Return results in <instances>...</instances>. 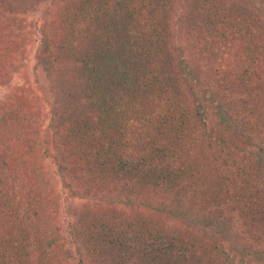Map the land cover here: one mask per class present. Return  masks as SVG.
<instances>
[{"label":"trees","instance_id":"obj_1","mask_svg":"<svg viewBox=\"0 0 264 264\" xmlns=\"http://www.w3.org/2000/svg\"><path fill=\"white\" fill-rule=\"evenodd\" d=\"M239 1L66 0L57 11L49 40L57 49L46 53L67 73L53 80L58 95L67 89L61 124H70L64 136L75 163L58 169L63 177L72 166L74 195L90 177L114 192L104 205L102 194H90L96 208L69 206L86 245L100 252L93 263L264 264V0ZM10 36L0 31L2 74L18 47ZM1 153L2 183L13 180L18 156ZM49 182L36 169L27 189L0 187V264H29L39 230L26 226L25 204L43 206ZM159 212L181 223L159 224ZM206 222L210 232H195ZM71 224L67 233L82 229ZM50 229L38 237L42 254L53 250L47 262L67 264L74 240L62 241L60 223Z\"/></svg>","mask_w":264,"mask_h":264},{"label":"rangeland","instance_id":"obj_2","mask_svg":"<svg viewBox=\"0 0 264 264\" xmlns=\"http://www.w3.org/2000/svg\"><path fill=\"white\" fill-rule=\"evenodd\" d=\"M63 3V6H61ZM68 5L66 0H7L5 6L0 4V31L5 34L11 33L9 38L15 39L18 47L12 50L11 64L7 66L4 74L0 73V138L7 139L8 143L0 141V165L2 159V150L8 152L9 155H17L18 159L12 163L10 177L7 180L0 182V187L5 188L4 182H14V184H20V188L27 189L29 180L35 175V170L44 173L49 178V186L43 191L44 205L38 206L33 203L29 205V208L25 209V213L30 214V217H24V222L28 226L29 222L37 225L39 231L36 239L32 237L30 243H28V251L30 255L26 262L29 264H35L38 260L43 261L44 264H51L47 260L54 253L53 250H47V254H42L41 243L39 242V235L44 238L50 234L51 227L59 226L62 224L61 239L65 241L67 239L74 240V244L71 245V259L67 264H97L93 263L96 258H100L99 251H96L94 244L86 245L82 237L84 225L80 223L77 212L72 211L71 207L81 209L84 208H96L95 200L90 194H102L104 199L101 205H104L106 200H109L114 192H108V190L102 186L91 184L92 178H89V182L84 185L74 184L73 188L77 189L76 195L71 193V187L67 185V181H70L74 177V173L70 171L69 167L64 166L63 170L67 172V175L60 174L58 169V163L69 161L71 165H75L71 161L70 151L67 149L66 144H69L65 134L66 127L70 124H61L64 122L63 113L67 108V89L58 95V91L55 87V76L66 75L67 73L61 69L53 57H50L46 53L47 48H51L54 51L57 49L52 40V33L55 28V21H59L61 17L57 15V11ZM248 6V2L243 0L239 1V4ZM55 10V11H54ZM12 18V19H10ZM53 31V32H52ZM46 39V40H44ZM45 41V42H44ZM182 42L184 40L181 39ZM53 61L50 71L45 70V67L50 65ZM0 64L2 62L0 61ZM50 72V74H49ZM55 75V76H54ZM69 90L72 88L70 84L67 86ZM213 90V89H211ZM58 105V106H57ZM236 109V108H235ZM230 113L235 115L236 122L241 120L242 115L237 116V110L228 109ZM213 111V120H219L218 116ZM76 113H72L71 117H75ZM66 117L67 114L64 113ZM70 117V116H69ZM221 128V127H219ZM222 129V128H221ZM20 138V141L17 140ZM12 142H17V146L20 148L17 152V146L13 147ZM215 147H211L214 149ZM209 150V148H208ZM10 158V157H8ZM223 158H221L222 160ZM27 160V161H25ZM28 162L27 166L23 162ZM87 169L84 170V172ZM27 172L29 174L25 177L24 181H19L14 177V173ZM88 173V172H87ZM86 173V174H87ZM9 180V181H8ZM76 182V181H75ZM92 188V191L89 189ZM13 189V188H12ZM18 189V190H19ZM106 189V190H105ZM95 191H97L95 193ZM4 202L1 200L0 205ZM108 206V204H106ZM117 209L116 206L106 207L105 210L110 211ZM121 208V207H119ZM35 211L38 215L35 214ZM129 212V211H128ZM150 217V212H147ZM138 216H141L136 212ZM79 215V214H78ZM238 214H234L233 221L238 224L234 231L240 233L243 232L241 222L237 219ZM156 219L159 224L165 222H174L180 224L181 220L169 219L165 214L159 212L156 213ZM77 221L82 228L79 232L77 230L74 234L67 233L72 227V222ZM83 222V221H82ZM75 224L73 225V227ZM187 227L189 225H186ZM210 223H205L201 228H195V232L206 235V232H210L208 229ZM208 228V229H205ZM193 230V228H192ZM33 232V231H31ZM82 234L81 237L78 236ZM212 233V232H211ZM214 234V232H213ZM216 242L223 241V237L217 234ZM81 238V239H80ZM65 243V242H64ZM52 245V244H51ZM68 245L65 244L62 249H65ZM58 250L60 247L56 244L52 245ZM69 254V253H67ZM222 258H225L221 255ZM137 258H133L130 262L132 264H138ZM226 259V258H225ZM113 260L102 262L100 264H112ZM63 264V263H62Z\"/></svg>","mask_w":264,"mask_h":264}]
</instances>
